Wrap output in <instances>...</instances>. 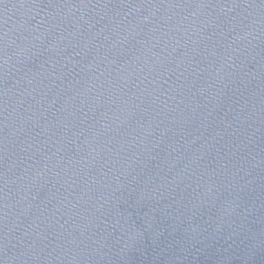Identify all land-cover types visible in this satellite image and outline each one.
<instances>
[{
	"label": "water",
	"instance_id": "1",
	"mask_svg": "<svg viewBox=\"0 0 264 264\" xmlns=\"http://www.w3.org/2000/svg\"><path fill=\"white\" fill-rule=\"evenodd\" d=\"M0 264H264V0H0Z\"/></svg>",
	"mask_w": 264,
	"mask_h": 264
}]
</instances>
